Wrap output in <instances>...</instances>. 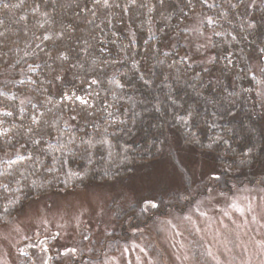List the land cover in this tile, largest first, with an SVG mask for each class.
<instances>
[{"label": "trees", "instance_id": "16d2710c", "mask_svg": "<svg viewBox=\"0 0 264 264\" xmlns=\"http://www.w3.org/2000/svg\"><path fill=\"white\" fill-rule=\"evenodd\" d=\"M259 85L264 0H0V224L126 183L173 139L264 182Z\"/></svg>", "mask_w": 264, "mask_h": 264}, {"label": "rangeland", "instance_id": "374dc122", "mask_svg": "<svg viewBox=\"0 0 264 264\" xmlns=\"http://www.w3.org/2000/svg\"><path fill=\"white\" fill-rule=\"evenodd\" d=\"M165 151L126 183L25 203L0 224V264H264L263 180L220 178L176 139Z\"/></svg>", "mask_w": 264, "mask_h": 264}]
</instances>
